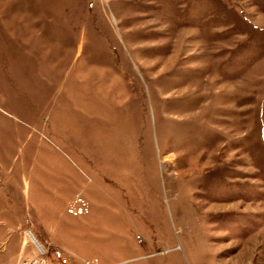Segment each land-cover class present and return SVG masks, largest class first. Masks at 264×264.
<instances>
[{"label":"rangeland","instance_id":"374dc122","mask_svg":"<svg viewBox=\"0 0 264 264\" xmlns=\"http://www.w3.org/2000/svg\"><path fill=\"white\" fill-rule=\"evenodd\" d=\"M0 163L45 264H264V0H0Z\"/></svg>","mask_w":264,"mask_h":264},{"label":"crops","instance_id":"0c3cea01","mask_svg":"<svg viewBox=\"0 0 264 264\" xmlns=\"http://www.w3.org/2000/svg\"><path fill=\"white\" fill-rule=\"evenodd\" d=\"M94 133L84 139L86 148L89 144L97 148V135ZM10 169L5 163H0V264H16L31 255L34 252L33 240L47 241L46 234L55 228L49 212L41 219L37 204L30 206L29 186L23 184L26 180L21 183ZM27 229L32 234L31 238L25 234Z\"/></svg>","mask_w":264,"mask_h":264},{"label":"built area","instance_id":"2783aa9c","mask_svg":"<svg viewBox=\"0 0 264 264\" xmlns=\"http://www.w3.org/2000/svg\"><path fill=\"white\" fill-rule=\"evenodd\" d=\"M74 203L78 204L77 206H70L67 208V211L73 215H83L88 212V207L86 201L81 198L79 195L73 200ZM25 234L30 238L32 236L30 230H26ZM35 255L31 257H26L22 259L18 264H45L46 258L44 257L47 253L46 249L38 242L34 241ZM85 264H92L89 261H85Z\"/></svg>","mask_w":264,"mask_h":264},{"label":"bare ground","instance_id":"6f19581e","mask_svg":"<svg viewBox=\"0 0 264 264\" xmlns=\"http://www.w3.org/2000/svg\"><path fill=\"white\" fill-rule=\"evenodd\" d=\"M32 236H30V238H31Z\"/></svg>","mask_w":264,"mask_h":264}]
</instances>
